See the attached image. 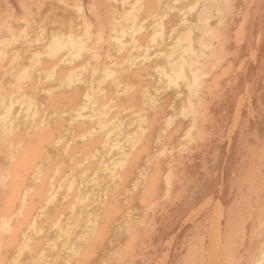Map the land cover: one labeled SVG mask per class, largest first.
<instances>
[{
    "label": "bare ground",
    "instance_id": "1",
    "mask_svg": "<svg viewBox=\"0 0 264 264\" xmlns=\"http://www.w3.org/2000/svg\"><path fill=\"white\" fill-rule=\"evenodd\" d=\"M0 264H264V0H0Z\"/></svg>",
    "mask_w": 264,
    "mask_h": 264
}]
</instances>
